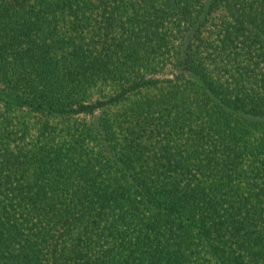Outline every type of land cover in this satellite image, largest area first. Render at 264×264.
<instances>
[{"label": "trees", "instance_id": "obj_1", "mask_svg": "<svg viewBox=\"0 0 264 264\" xmlns=\"http://www.w3.org/2000/svg\"><path fill=\"white\" fill-rule=\"evenodd\" d=\"M0 264H264V0H0Z\"/></svg>", "mask_w": 264, "mask_h": 264}]
</instances>
